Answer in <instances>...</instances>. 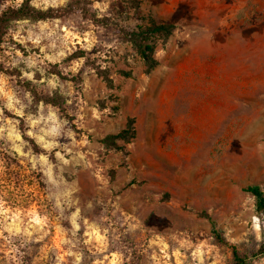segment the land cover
<instances>
[{
	"label": "rangeland",
	"instance_id": "rangeland-1",
	"mask_svg": "<svg viewBox=\"0 0 264 264\" xmlns=\"http://www.w3.org/2000/svg\"><path fill=\"white\" fill-rule=\"evenodd\" d=\"M27 1L63 13L0 41V264H228L211 221L264 241V0ZM149 18L148 71L124 32Z\"/></svg>",
	"mask_w": 264,
	"mask_h": 264
},
{
	"label": "trees",
	"instance_id": "trees-1",
	"mask_svg": "<svg viewBox=\"0 0 264 264\" xmlns=\"http://www.w3.org/2000/svg\"><path fill=\"white\" fill-rule=\"evenodd\" d=\"M62 10L58 8H48L40 10L29 4L27 0H23L18 6H8L0 11V41L4 33L6 24L11 20L21 18L43 19L46 17H58L62 15ZM172 25L169 23H159L153 18H149L146 23H140L135 28L124 32L125 38L130 41L135 47L137 53L143 60L146 70L152 69L157 60L153 55L154 39L161 33L168 35ZM134 133L133 120L130 118L126 126L115 134H111L113 139H127L128 133ZM132 135V134H131ZM244 190L253 197V209L259 216L264 226V190L258 184H249L244 187ZM211 233L221 244H224L231 249L232 257L228 264H250L253 259L264 256V241L251 250L250 253L239 250L235 245L229 243L221 234V231L211 221Z\"/></svg>",
	"mask_w": 264,
	"mask_h": 264
}]
</instances>
